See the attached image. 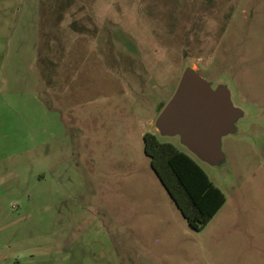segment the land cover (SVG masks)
I'll return each mask as SVG.
<instances>
[{"label": "rangeland", "instance_id": "1", "mask_svg": "<svg viewBox=\"0 0 264 264\" xmlns=\"http://www.w3.org/2000/svg\"><path fill=\"white\" fill-rule=\"evenodd\" d=\"M189 67L242 112L221 165L156 126ZM146 133L226 195L204 229L152 169ZM4 156L0 264H264V0H0Z\"/></svg>", "mask_w": 264, "mask_h": 264}, {"label": "water", "instance_id": "2", "mask_svg": "<svg viewBox=\"0 0 264 264\" xmlns=\"http://www.w3.org/2000/svg\"><path fill=\"white\" fill-rule=\"evenodd\" d=\"M241 115L228 89L213 88L198 69L189 67L156 126L162 136H179L192 154L214 166L225 161L222 138L236 131Z\"/></svg>", "mask_w": 264, "mask_h": 264}, {"label": "trees", "instance_id": "3", "mask_svg": "<svg viewBox=\"0 0 264 264\" xmlns=\"http://www.w3.org/2000/svg\"><path fill=\"white\" fill-rule=\"evenodd\" d=\"M144 144L152 169L190 227L204 229L226 203L224 192L191 153L152 133L144 135Z\"/></svg>", "mask_w": 264, "mask_h": 264}, {"label": "crops", "instance_id": "4", "mask_svg": "<svg viewBox=\"0 0 264 264\" xmlns=\"http://www.w3.org/2000/svg\"><path fill=\"white\" fill-rule=\"evenodd\" d=\"M46 111H45V114L47 113V117L50 119V117L51 116H53L52 114H51V109L50 110H48V109H45ZM50 116V117H49ZM55 120V119H54ZM51 122H52V124H53V120L51 121V120H49V122H48V124H49V126L50 125H52L51 124ZM53 126V125H52ZM44 132H46V131H44ZM47 133V136L46 135H44L43 137H44V141H42V142H40V145L39 146H41L42 144H50V143H52V142H54L56 139H57V136L55 135V133H53V130L51 131H48V132H46ZM7 159V156L5 157H0V161H3V160H6Z\"/></svg>", "mask_w": 264, "mask_h": 264}]
</instances>
